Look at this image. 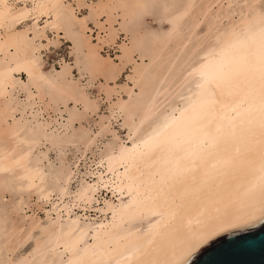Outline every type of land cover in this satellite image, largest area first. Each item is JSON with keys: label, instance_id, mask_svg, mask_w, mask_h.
<instances>
[{"label": "bare ground", "instance_id": "bare-ground-1", "mask_svg": "<svg viewBox=\"0 0 264 264\" xmlns=\"http://www.w3.org/2000/svg\"><path fill=\"white\" fill-rule=\"evenodd\" d=\"M76 1L74 7L66 0H0V187H14L25 195L32 190L47 203L55 194L54 184L49 183L54 175L61 199L53 203L56 215L52 209L46 210L44 219L30 209L32 213L12 219L15 221L4 240L8 250L14 251L36 232L35 244L29 255L0 260V264H184L213 239L264 218V0H203V5L196 8L198 1L183 0L187 3L170 30L151 38V62L167 57L166 65L158 63L151 74L155 84L148 86V63H136L128 75L133 85L121 86L127 98L119 96L112 104L113 116L119 112L128 116L123 123L128 129L126 139L106 150L97 180L84 179L77 190L70 192L74 168L61 165L52 172L43 164L46 151L35 154L42 140L53 138L54 132L48 129L57 119H39L34 101L49 98L45 104L49 108L53 101L63 100L66 105L73 99L92 111L98 104L78 82L69 79L68 68L64 74L59 72L63 75L48 76L38 54L48 43L39 40L35 44L30 37L49 40L45 31L48 27L58 36L63 25L72 27L68 31L73 30L79 38L75 42L86 50L90 72L96 77L105 75L107 81L115 80L114 70L122 66L109 54L106 57L101 53L105 44L117 42L114 13L121 9L123 17L134 19L152 0H98L91 11L99 20L107 14L110 27L97 21V42L89 33L93 31L91 17L79 14L84 0ZM175 3L167 5L172 9ZM187 15L191 17L189 33L181 28ZM29 18L34 19L33 25L26 23L19 28ZM40 20L44 22L42 30L38 29ZM203 20L208 22L206 30L197 33ZM121 42L117 57L126 65L134 61L136 49ZM190 43L185 60L199 51L198 59L189 62L186 69L183 65L175 67L177 54ZM23 72L28 82H21ZM18 85L33 102L20 107L13 94ZM136 87L139 92L134 97ZM103 89L111 99L112 90L105 85ZM78 112H71L69 119L79 120ZM104 129L107 132L109 128ZM93 135L85 136L86 145L94 141ZM100 182L111 196L97 207L99 219L92 222L74 208L86 210L94 202ZM70 194L73 198L66 200ZM6 221L8 218L2 222Z\"/></svg>", "mask_w": 264, "mask_h": 264}, {"label": "rangeland", "instance_id": "rangeland-1", "mask_svg": "<svg viewBox=\"0 0 264 264\" xmlns=\"http://www.w3.org/2000/svg\"><path fill=\"white\" fill-rule=\"evenodd\" d=\"M90 1L92 3H89ZM149 1L147 3H149ZM156 1H158V3ZM169 1L170 2L171 1H174V3H175V1H177V0H169ZM169 1L168 0H152L151 3H155V2L156 3L155 4L149 3V4H151V6L149 4H147V8L145 9V11L144 12L141 11L142 12L141 15H140V13H137L135 15V17H133L134 19H132L129 16H128L129 18L128 17H123L122 16V13L123 12H121L122 11L121 9L118 10V12H115L114 13V16H116L115 17L116 19L114 21L115 24L113 23V25H114V28L117 30V36H118V37H116V41L117 42L115 44L111 45V46L108 45V44L107 45L105 44V46L102 49L101 53L104 54V56H106V55L108 56V54H109L110 57L119 66H122L120 68H117V70H114L115 73L117 74V78L115 80L109 79L107 81V78H106L105 75H99L98 77H96V76H94L90 72V70L88 69L89 64H86V63H88L86 61V58L88 60V57H87V54H86V50L83 49L82 46H79L78 43H76V42H78L77 39H79V38H78L77 35H75V33L73 32V30L71 29V31L70 30L68 31V29H70L72 27H68V26L63 25V29L64 30L63 29L60 30L59 36H58V34H57V32H56V30L54 28L48 27L45 31H46V34L49 37V40H47L46 38H41V39L40 38H34V35L32 34L33 32L32 31H31L32 33L30 32V36L33 35L30 38L33 39V41H34L35 44H38L39 43V40L42 43H45V44L48 43V46L45 47V48H42L40 50V53H38L40 55V57H41V63H42V66H43L42 69L43 70L45 69L44 71L47 73V75L50 76V77H52V76L55 77V75H56L58 77V75H63L66 72V70L64 71L65 67L68 68L70 70V74L68 75L69 76V79H71V81H73V82H75V81L78 82L79 85L81 86L80 89H83L85 92H87V94L90 96V98L93 99V100H96L97 101V104H98V108L95 109L96 110V112H95V110H93V111L92 110H86L84 108V106H83L82 103H80V102L75 103L73 99H72V101L69 100V103L66 102V105L64 104V101L63 100H59L60 102L58 100L53 101L51 107H49L50 109L46 107L47 105H45L46 102H47V100H49V98H46V100L45 101H42V102H38L36 100L37 98H35V101H34V102H36V104L34 105L35 106L34 107V110L36 109L35 111L37 113H39L38 114V116H39L38 118L39 119H41V118H42L41 120H44V119H47V118L49 120H55V119H57V121H54L55 123H53L51 125V127L48 129V132H51V131L54 132L53 138H51V139L49 138V139H46V140H42L40 142V144H39L40 146L38 145V147L35 149V152H37L35 154L40 155L41 154V151H44V150L46 151V157H45L46 160H44V158H43V161H44L43 164H44V166H45V168L47 170L49 169L52 172H54V170L57 171L58 170L57 167L59 168V167H62V166H63L62 168H64V169H66V168L67 169L68 168L73 169L74 168L73 170L75 171V174L76 173L77 174H76V176L74 174L73 175V179L71 180V183H70V186H69L70 187L69 188L70 189L69 190L70 192H73V191L77 190L76 188H79V186H80L79 183L80 184H81V182L83 183L84 182V179L86 181H90V182L92 180H97L98 179V172L100 171V169H103L104 168L103 165L100 162L106 156V154L108 152L106 150H108L110 148V146H112L116 141L120 140L121 138L122 139H126V135H127V130L128 129H127V126L126 127L123 126V123L125 122V119L128 118V116H127L126 112H119L118 114H115V116H113V113L111 112V108H112L113 102L116 101V99H118L119 96H124L125 98H127L126 97V94H125V92H123V89H122L121 86H124V85H127V84L129 86L133 85V81H131V80L128 79V75L129 74H132L133 69H134V66L136 65V63L137 64L138 63H141V64H145V65L148 63L147 66H149L150 68H147V71L145 73V77L147 78V83H148V86H150V87L155 84V79L154 78H151V74L154 71L155 66L158 63H162V65H166V61H165L166 55H164L163 58L161 57L159 60H157L154 63L151 62V59H150V55H151L150 45L152 44L153 39H154V37L156 35H159L160 33H161L160 35H163L164 32L170 30L171 25L173 24V22L176 19L177 13L181 10V8H183V6L187 3L186 1H188V0L184 1L186 3L182 2L183 0H179L180 3L179 2H176L177 4L175 3L173 5L174 7L172 6V9H171V7H169V5H167L168 3H170ZM196 1H198L197 3L199 5L198 6H195V8L196 7H199L201 3L203 5V0H196ZM68 2H71L74 7L77 6V3H76L77 1L76 0H66L65 3L67 4ZM96 2H98V0H84V3L85 4L82 7L81 12L78 11L79 14H81V16L84 14V15H87V16L89 15V18L91 17L90 20H89V22H90V26L93 28V31L92 32H89V33L90 34L92 33V36H93L92 39H93L94 42H97L98 41L97 40V37H96L97 34H98V30H99L98 27H97V25H96L97 21L98 22L101 21L102 24L106 28L110 27L109 26L110 25L109 22L106 21L108 19L107 14H106V16L103 14L100 17V20H99V18H97L92 13L91 9H93V5H95ZM18 3H21V2L19 1ZM161 3L163 4L162 6L160 5ZM152 5H154V7ZM166 5H167V7H166ZM176 5H179V6H176ZM177 7H179L178 10H177ZM88 8H90V10ZM166 10H168V11H166ZM172 10L174 11L175 14L172 12ZM88 11H90V12H88ZM119 11H120V13H119ZM169 11H170V13H169ZM170 15L172 16V18H171ZM187 16L184 17V19L182 20V24H181L182 31L185 32V33H189V31H190V28H188V26L190 24L189 21H191V19H189V18H191V17H190V15H187ZM122 17L125 18V19H123ZM136 19H137V21H134ZM125 20L127 21V23H126ZM121 21H122V23H121ZM26 23L29 24V25L30 24L33 25L34 19L33 18H29L25 22H21L19 24V28L20 27L22 28ZM123 23H124V25H123ZM128 23H130L131 25H129ZM207 24H208L207 20H203L200 23V26L197 29V33H204L205 30H206ZM43 25H44L43 20H40L39 21V24H38V29H41L43 27ZM107 25H108V27H107ZM123 26H124V28H123ZM144 29H145V31H144ZM67 33H68V35H67ZM145 33H146V35H145ZM103 34H104V32H103ZM148 34L151 37H149ZM143 35L145 37H143ZM57 36H58V38H57ZM68 38L70 40H68ZM151 38H153V39H151ZM73 40H74V42H73ZM121 41H123L124 43L127 42V43H125L127 45H130V46L133 45V46H135V49H136V52H137V53L135 52V54H134V61L129 62L126 65L124 64V62L122 63V61L119 59V57H117V54L118 55L121 54V51H120V48H119L120 47V43L122 44ZM150 41H151V43H150ZM194 42L195 41H193L192 43H194ZM131 43H134V44H131ZM192 43H190L189 45H187V47L185 49H183L182 51H180L177 54L178 55L177 56L178 58H177L175 67H178V66L180 67L181 65H183L182 66L183 69H186L189 66L188 65L189 62L192 63V62H195L196 59H198L197 58V53L199 51L196 52L193 56H190V58H189L190 61L189 60H187V61L185 60L187 58L188 52L190 51V47H191ZM116 44H117V46H116ZM73 45H74V47H73ZM76 47H77V49H76ZM79 50H80V52H79ZM79 53H80V55H79ZM141 55H144L145 57L142 59V58H140ZM81 59H85V60H82L81 61ZM146 60H148V61H146ZM183 60H185V62H183ZM149 61H150V64H149ZM180 62H181V64H180ZM62 64H65V65H63L61 67ZM130 66H132V67H130ZM59 72H61V73L63 72V74H59ZM57 73H58V75H57ZM17 76H19V75H17ZM20 77H21V80H22L21 82H28V77H27V74L25 72H23V74H21ZM104 85L107 86L109 90H112V98L111 99H109L108 93L105 91V89H103V86ZM18 86L16 88H18L17 90L19 92L15 89L13 91V94L16 93V94H14V96H15V98H17L16 100H18V102L21 103L20 104V107L21 106L23 107L28 102H33L32 99H27L26 90L24 89V91H21V87L20 86L18 87ZM47 87H49V85ZM46 89L48 90L49 88H46ZM22 90H23V88H22ZM138 92H139V88L136 87L135 88V91H134V97H137L138 96L137 95ZM54 103H55V105H54ZM54 108H57V109H54ZM59 109L61 111L63 110V112H61ZM69 109H71V111ZM74 109H75V111H74ZM76 109L81 113L80 114V119L79 120H75V121H71L69 119L70 113L71 112H78V111H76ZM45 110H47V111H45ZM20 113L21 112H18L17 115L20 116L21 115ZM60 113H62V114L59 115ZM30 116H31V114H30ZM40 116H41V118H40ZM109 116H111V117H109ZM104 117L106 118V120H105ZM111 118H112V120H111ZM114 118L116 119V121H115ZM67 121H69V122H71L73 124H69V122H67ZM101 121L103 122V124H102ZM66 123L68 124V125H66L67 129H66V127L63 126ZM107 123L110 126L109 125L107 126ZM102 126L103 127L106 126L110 130L109 129H106L107 130V132H106L105 129H104L102 131V129H103ZM56 128H57V131H56ZM62 128H63V130H62ZM100 128H101V130H100ZM87 132H89L88 133L89 135L90 134L91 135L95 134V135L92 136L94 138V141L91 144H89V145H86V143L84 141V139H86V137L88 135ZM80 134H82V135L85 134V135L81 137ZM58 135H59V137H58ZM78 136H79V138H82V139H77ZM63 137L67 140V142L65 141V139ZM112 137H113L114 140L112 139ZM115 138H116V140H115ZM68 139H69V141H68ZM47 148L49 149L48 151H47ZM77 159H78V161H77ZM62 161H64L65 164H63L64 162L62 163ZM79 161H81L82 163L79 162ZM96 161H98V162H96ZM103 162H105V160ZM69 163L72 164V165H70ZM96 164H97V166H96ZM65 165H66V168H65ZM73 165H76V166H73ZM77 165H78V167H77ZM80 165H82V166H80ZM49 166L50 167L52 166V167L50 168ZM87 168H90V169H87ZM76 170H78V171H76ZM88 171H89V173L87 175V172ZM92 171H96V174L90 173ZM81 172H83V173L81 174ZM82 175H83V177H82ZM50 179L51 180L53 179V180L51 181ZM54 179H55V176L54 175L53 176H50L49 183L51 185L54 184L53 186L56 189L55 190V194L54 193L52 194V197L50 198L49 202H47V203H45L46 202L45 199H43V200L40 199V198L38 199V195H36V192H34L35 193L34 194L32 192V190L27 191V194L25 195V191H19V190L15 189L14 187L11 188L10 186H8L6 189L4 187H0V208H2V209H0V217H1V219H3L2 221H5V219L8 218V222L6 221L8 224L7 223L5 224V222L3 223L2 221L1 222L3 224L0 222L1 223V225H0V250H1L0 251V260H3V261L5 260L6 261L8 259H13V258L14 259H16V258L17 259H20V258H22V256L25 257L26 255H29V252L32 251L33 246L35 244V240H36V232H35V234H33V236L31 237V239H28L26 242H24L25 244L24 243H21L20 246L17 245L18 248L15 247L14 248V251L13 250H8V246H7V244H5L4 240L6 239V236L8 234L7 231L10 230L9 228L11 227V225L13 224V222L15 220H17V219L20 218L18 215L22 216V215H24L26 213L30 214V213H32L30 211V209H31L32 211H34V210L37 211L43 218L45 217L44 219H46V214H45L46 213V210H51L52 209L51 212L53 211V208H52L53 207V203L54 202H57V201L60 202V200H61L60 199V195H58L59 192H58V190L56 188L57 187L56 185H58V183H57V180H54ZM53 181L56 182V184ZM102 185H104V183L102 184V182H100L97 185L98 189L100 188L99 189L100 191L99 190L97 191V193L95 195L94 202L88 208H86V210H84L83 207L81 208V207L75 206L74 212H78L80 214H83L84 215V218L87 219V220H89V221L91 220L93 222L95 220H98L100 213H98L99 211H97L98 210L97 207L98 206L100 207L102 205L104 198H109L111 196L110 194H108L109 192L107 190V187L105 188L106 185H104V186H102ZM3 189L5 191H3ZM17 191L19 193L21 192L24 195L22 196V194L21 193L19 194ZM28 193H29V195L31 194L32 196L29 197L28 196ZM72 196H73L72 194L66 196V200H71L73 198ZM21 197L23 199H21ZM28 197L30 198V200H29ZM1 199H2V201H1ZM17 199H20L19 200L20 201V204H18L19 201ZM36 199L39 200V202ZM21 200L23 201L22 203H21ZM40 200H42V201H40ZM17 201H18V203H17ZM24 201H25V203H24ZM27 201L30 204H27ZM40 202H41V204H40ZM43 202L45 203V205H44ZM50 202H52V203H50ZM19 205H21L23 208L21 206H19ZM14 207H15V209H13ZM19 208H21V209L19 210ZM26 209H27V211H24ZM6 210H8V212ZM17 210L19 212H17ZM23 211H24V213H23ZM52 213H54V215H56L55 214V211L52 212ZM8 214L9 215L11 214L10 215L11 218L9 217ZM4 215L7 218L5 217V219H4ZM88 216H89L90 219L88 218ZM93 217L96 218V219H94ZM13 218H15V220H12ZM11 221H12V223H11ZM1 232H3L4 234L2 235ZM1 242H3V244ZM20 254L22 255L21 257H20ZM10 255H13V256H10Z\"/></svg>", "mask_w": 264, "mask_h": 264}, {"label": "water", "instance_id": "water-1", "mask_svg": "<svg viewBox=\"0 0 264 264\" xmlns=\"http://www.w3.org/2000/svg\"><path fill=\"white\" fill-rule=\"evenodd\" d=\"M184 264H264V218L213 239Z\"/></svg>", "mask_w": 264, "mask_h": 264}]
</instances>
